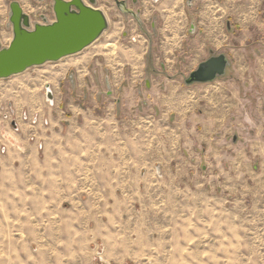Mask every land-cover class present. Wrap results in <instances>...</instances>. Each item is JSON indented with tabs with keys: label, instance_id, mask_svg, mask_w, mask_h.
I'll return each mask as SVG.
<instances>
[{
	"label": "rangeland",
	"instance_id": "rangeland-1",
	"mask_svg": "<svg viewBox=\"0 0 264 264\" xmlns=\"http://www.w3.org/2000/svg\"><path fill=\"white\" fill-rule=\"evenodd\" d=\"M12 1L0 0L4 42ZM16 1L32 23L55 19L52 0ZM97 2L113 31L121 35L124 21L142 40L123 5L148 25L161 13L153 0ZM253 38L264 50V30ZM81 52L0 79V264H264V211L239 198L225 209L210 173L172 187V172L113 170L102 163L109 154H92L99 143L72 119L70 95L60 92L54 106L43 85V70Z\"/></svg>",
	"mask_w": 264,
	"mask_h": 264
},
{
	"label": "crops",
	"instance_id": "crops-1",
	"mask_svg": "<svg viewBox=\"0 0 264 264\" xmlns=\"http://www.w3.org/2000/svg\"><path fill=\"white\" fill-rule=\"evenodd\" d=\"M153 2L161 13L149 25L141 10L124 9L144 40L136 27L124 30L120 21V35L109 21L106 41L43 70L50 104L61 106L60 92L70 95L72 119L85 123L99 143L92 154H109L102 163L111 169L172 172L166 183L172 187H185L190 173H210L214 199L225 209L239 198L249 210L264 211V50L253 49V35L264 30V6L258 0ZM12 36L1 37L3 45ZM211 53L226 55L225 74L188 84Z\"/></svg>",
	"mask_w": 264,
	"mask_h": 264
},
{
	"label": "water",
	"instance_id": "water-1",
	"mask_svg": "<svg viewBox=\"0 0 264 264\" xmlns=\"http://www.w3.org/2000/svg\"><path fill=\"white\" fill-rule=\"evenodd\" d=\"M52 1L55 19L49 21L44 17L43 22L35 23L18 1L10 3L8 27L12 28L13 36L8 45H3L0 36V79L77 54L98 40L109 27L104 11L95 7L97 0ZM229 64L225 54L211 53L186 82L213 81L225 74ZM47 97L52 99L51 91Z\"/></svg>",
	"mask_w": 264,
	"mask_h": 264
},
{
	"label": "bare ground",
	"instance_id": "bare-ground-1",
	"mask_svg": "<svg viewBox=\"0 0 264 264\" xmlns=\"http://www.w3.org/2000/svg\"><path fill=\"white\" fill-rule=\"evenodd\" d=\"M29 8H30V7H29ZM146 8H147V7H146ZM31 9H32V8H31ZM1 13H2V12H1ZM135 23H136V22H135ZM136 27H137V26H136ZM6 36H7V34H6ZM6 36H5V37H6ZM6 40H7V37H6ZM111 43H112V42H111ZM114 46H115V45H114ZM106 47H107V48H109V47L112 48L111 46H109V47L106 46ZM117 49H118V48H117ZM139 49H140V48H139ZM99 50H101V49H99ZM105 50H106V49H105ZM107 51H108V50H107ZM120 55H121V54H120ZM124 56H125V55H124ZM124 56H123V57H124ZM83 58H84V57H83ZM83 58H82V59H83ZM78 59H79V58H78ZM132 59H133V58H132ZM71 60H73V59H71ZM83 60H84V59H83ZM83 60H82V61H83ZM126 60H127V59H126ZM77 61H78V60H77ZM77 61H76V62H77ZM79 61H80V59H79ZM84 61H85V60H84ZM84 61H83V62H84ZM68 62H69V61H68ZM119 62H120V61H119ZM69 63H70V62H69ZM73 63H74V62H72V64H73ZM109 63H110V62H109ZM109 63H108V64H109ZM110 64H111V63H110ZM110 64H109V65H110ZM132 64H133V63H132ZM132 64H131V65H132ZM66 65H67V64H66ZM113 66H114V65H113ZM113 74H114V73H113ZM54 77H56V76H54ZM113 78H114V75H113ZM115 78H116V77H115ZM53 79H54V78H52V80H53ZM52 80H51V81H52ZM54 80H55V79H54ZM80 80H81V79H80ZM52 82H53V81H52Z\"/></svg>",
	"mask_w": 264,
	"mask_h": 264
},
{
	"label": "flooded vegetation",
	"instance_id": "flooded-vegetation-1",
	"mask_svg": "<svg viewBox=\"0 0 264 264\" xmlns=\"http://www.w3.org/2000/svg\"><path fill=\"white\" fill-rule=\"evenodd\" d=\"M134 3H136V1H134ZM124 6H125V4H124L123 7H122L123 9H124ZM3 37H4V36H3Z\"/></svg>",
	"mask_w": 264,
	"mask_h": 264
}]
</instances>
